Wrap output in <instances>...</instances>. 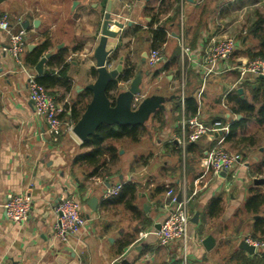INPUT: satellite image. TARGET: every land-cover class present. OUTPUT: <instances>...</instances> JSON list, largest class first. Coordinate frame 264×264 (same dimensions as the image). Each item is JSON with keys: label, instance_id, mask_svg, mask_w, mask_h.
<instances>
[{"label": "crops", "instance_id": "crops-1", "mask_svg": "<svg viewBox=\"0 0 264 264\" xmlns=\"http://www.w3.org/2000/svg\"><path fill=\"white\" fill-rule=\"evenodd\" d=\"M160 1L0 0V16H8L14 33L21 30L25 32L27 45L21 56L20 67L6 51V34L0 32L1 264H54L55 261L59 264H183L180 244L159 247L152 234L156 230L155 226L167 214L164 208L166 190L172 188L178 193L182 179L178 149L171 142L172 137L178 133V97L174 93H168L166 97L165 93H159L162 92L159 89L155 93H148L142 86L143 79L161 76L155 75L156 71L151 73L152 69L147 66L146 61L145 64L142 63L143 48L151 50L148 33L151 19L147 10L156 9ZM198 1L191 4L185 0L183 11L186 43L197 58H200L211 39L226 37L229 32V28L223 26L217 16L233 6L241 7L244 4L235 2L232 5L233 2H229L223 9L225 3L217 1L213 11H209L214 13L203 19ZM108 2L111 3V22L121 23L124 27L118 31L116 38L107 40V50H112L109 58L113 53L117 57L110 62V68L105 67L106 70L115 69L122 59V68L124 64H129L133 66L136 75L141 73L139 101L131 110H137L147 98L160 97L164 101L142 124L146 126L147 133L155 135V150L146 146L144 152V147H141L143 142L133 144L125 141L119 146V160L112 167L114 173L104 179H97L88 178L83 167L74 163L79 155L88 152L87 148L80 147L82 143L78 139L66 133L59 141L61 131L50 136L44 122L35 118L28 98L27 76H38L34 71L35 66L30 68L25 61L31 51L43 42L49 44V49L42 57L66 51V63L69 65L67 74L73 88L60 103L72 102L77 94L87 90L97 79L93 51L100 37ZM171 14L172 10H169L160 15L158 23L152 26L155 29L166 24L167 28V42L160 49L162 61L159 69L166 62L175 59V65L164 70L169 75L167 80L176 81V76L184 73L185 80L187 79L186 96L196 97L201 86V75L194 64L187 63L182 70L175 37L178 25L167 22ZM200 17L203 19L202 24H199ZM25 21L28 22L26 30L21 27ZM33 22H37L36 28ZM136 28L141 31L135 32ZM110 29L116 31L113 25ZM240 36L231 37L239 43L238 49H258L256 40H241ZM32 46L33 49H30ZM249 60L246 55H240L229 64L236 65ZM47 61L43 64L42 74L47 71ZM129 83L130 81L119 83L115 96L125 92ZM262 83L264 80L252 75L239 80V74L235 70L210 74L200 97V115L206 121H235L238 116L229 111L227 96L235 92L241 99L245 97L250 101L249 89ZM232 88L235 90H231ZM239 89L242 90L241 95L237 93ZM228 90L229 94L224 97ZM58 92L63 93L61 89ZM157 112H161V121L153 119ZM220 137V134L202 137L188 151L185 177L187 196L191 197L193 192L196 193L188 203L190 222L186 264H245L243 260L254 262L255 259L260 262L255 264H264V248L258 249L253 255L238 249V244L246 236L264 241V234L255 231L254 226L259 218H264V211L260 215H249L244 210V205L251 196L250 191L264 190V184H254V180L264 178L249 175L251 163L261 158L264 149L259 143V146L249 150L246 157L241 155L242 163L236 167L235 177L215 176L211 172H205L201 161L205 152L213 148ZM128 146L137 148L130 154ZM222 147L236 153L224 141ZM196 179L197 188L194 186ZM117 183L135 185L132 199L129 195L121 197L122 190L115 197L103 199L105 190ZM9 192L26 194L31 199L30 215L23 224L10 223L4 217L1 205ZM61 195L80 202L81 214L86 221L81 232L66 241L56 238L52 230L55 217L53 209ZM91 198L97 199L94 212L87 205ZM217 200L220 212L211 215L210 207ZM126 203H130L134 211L127 208ZM195 216L196 221L192 222ZM143 234L146 236H141ZM208 237L213 239V243L206 249L203 242ZM132 238L134 239L130 245L121 248V243Z\"/></svg>", "mask_w": 264, "mask_h": 264}, {"label": "built area", "instance_id": "built-area-1", "mask_svg": "<svg viewBox=\"0 0 264 264\" xmlns=\"http://www.w3.org/2000/svg\"><path fill=\"white\" fill-rule=\"evenodd\" d=\"M184 4L185 0H179V17L178 27L175 33L179 49V60L182 70L185 64H194L201 75V86L196 94L197 109L194 115L187 116L185 108V95L183 86L179 94L180 112L177 120V135L172 137L173 142L181 156L182 162V179L181 189L176 193L172 188H168L165 192L164 208L167 212L166 216L159 223V228L152 232L155 237L156 244L159 247H169L173 244H180L182 263L187 262V248L189 242V222L190 216L188 212V203L192 196H187L186 176L184 169L188 155V147L202 137L214 136L220 134L216 145L208 152L201 161L205 172H211L215 176H219L223 171L225 176L235 177V169L242 163V158L236 153L229 152L222 147V143L229 132V125L232 120L222 122L219 120L206 121L199 112L200 97L205 89L207 78L215 72L226 73L235 70L239 74V80L252 75L255 77L264 76V59L255 58L246 62H240L236 65L229 64V60L233 52L239 47V43L230 37H222L211 39L208 42L204 54L199 58L192 52L186 43L185 27H184ZM0 32L6 34L8 45L6 51L21 67V56L23 55L27 45L25 41V32L19 31L14 33L8 21V16L2 14L0 16ZM162 61L161 50H150L147 53L146 64L150 69H157ZM106 68H110L107 61ZM182 76V73H181ZM128 83V82H127ZM231 90H235L232 88ZM28 98L32 105V111L36 119L42 120L47 128V133L52 136L58 134L61 129L68 133L71 137L77 139L73 134V124H65L60 118L64 112L67 103H59L55 98L47 92L42 86L36 82V76L28 74L27 76ZM229 90L224 93V97L229 94ZM138 95L133 97L131 108H135L138 103ZM198 179L194 181L197 188ZM122 183H117L107 188L103 194V199L115 197L119 194ZM180 195L178 201L177 196ZM4 217L13 224L25 223L31 211V199L26 194L7 193L4 196L1 205ZM54 222L52 224L53 234L56 238L66 241L69 237L78 235L84 228L86 221L81 214V205L78 200L61 195L54 206ZM143 237L146 234L141 235ZM244 242L252 246L255 251L264 248V241L254 240L251 237L244 238ZM1 264V260H0Z\"/></svg>", "mask_w": 264, "mask_h": 264}, {"label": "trees", "instance_id": "trees-1", "mask_svg": "<svg viewBox=\"0 0 264 264\" xmlns=\"http://www.w3.org/2000/svg\"><path fill=\"white\" fill-rule=\"evenodd\" d=\"M247 0H237L239 4H243ZM172 10V14L167 22L176 23L178 25L179 17V0H161L158 7L155 9L147 10V15L151 21L149 23L148 33L150 35V49L160 50L167 42V28L166 24L159 25L157 28L152 29L155 23H158L159 17L162 14ZM203 14V13H202ZM256 20L252 22L245 34L240 36V39H254L258 43V49L256 51L240 50L236 49L229 63L240 55H246L250 60L255 58L264 59V17L261 15H255ZM203 19L200 17L199 24H202ZM141 31L139 28L135 29V32ZM136 35V34H135ZM49 49L47 42L41 43L36 49L31 51L30 56L26 59L25 64L30 68H33L39 59ZM77 49H75L76 51ZM66 51H59L55 55L51 56L47 61V71L41 76L36 77V82L42 86L49 95L53 96L57 102H62L64 96L72 92L73 83L67 74L68 63ZM116 53L108 59V62L116 60ZM175 65V59H171L166 62L161 70H157L155 75L160 71L167 70L169 67ZM56 71V72H55ZM95 76V71L93 70ZM136 76L133 66L124 64L123 68L115 80L108 83L106 88V96L112 102L115 95L118 93L119 83H126L131 81ZM62 90L60 94L58 90ZM250 101L245 97L240 98L235 92L227 96L228 109L232 114L241 116L240 119H235L229 125L228 135L225 137V144L229 145V148L236 150V154L247 156L250 149L259 146L264 149V83L259 86H255L254 89H249ZM91 98V92L84 90L77 94L72 102L65 105L64 112L60 115V118L65 124H75L82 113L85 110L87 103ZM179 102V97L177 98ZM185 108L187 115H193L196 112L197 100L195 96L185 95ZM161 112H157L153 115V119L161 121ZM249 123H253L256 128L252 134H247ZM161 125V122H159ZM146 126L144 125H101L88 140L80 145L81 148H87L88 152L79 155L74 163L83 167V170L87 172L88 178L104 179L114 173L112 167L116 165L119 160V146L128 141L136 144L141 141L148 133ZM67 135L63 129H61L60 140L62 136ZM188 147L190 152V148ZM188 152V153H189ZM241 156V158H242ZM251 177H264V150H262L261 158L256 162L251 163V170L249 172ZM122 190V191H121ZM120 196L129 195L132 199L135 193V185L131 183L122 184ZM251 196L244 205V210L249 215H260L264 211V190L255 189L250 191ZM218 200L210 207V214H218L220 207L218 206ZM127 208L134 211V208L130 203H126ZM255 231H259L264 234V218H259L255 223ZM252 239L255 237L251 236ZM134 238L121 243V248L126 247L132 243ZM245 264L260 263L255 259L254 262H247L243 260Z\"/></svg>", "mask_w": 264, "mask_h": 264}, {"label": "water", "instance_id": "water-1", "mask_svg": "<svg viewBox=\"0 0 264 264\" xmlns=\"http://www.w3.org/2000/svg\"><path fill=\"white\" fill-rule=\"evenodd\" d=\"M186 2L193 4L195 0H186ZM110 7L111 3L108 2L102 22L100 37L93 51V59L95 61V68L98 74L97 79L93 85H90L86 88L91 92V98L87 103L84 112L73 126L72 132L81 143L86 142L90 136L94 135L95 131L101 125H142L148 118L149 114L156 108H159L160 103L164 101L163 98L160 97L147 98L143 100L137 110H131L133 97L139 95L140 93L139 85L142 78L141 73H138L129 83L128 89L125 92L115 96L112 102L106 96V88L108 83L112 80H115L122 70V59L119 60V64L115 69L111 71L106 70L105 64L109 59L110 53L112 52L110 49L107 50V40L116 38L124 27L121 23L111 22L109 15ZM111 25L116 27L117 31L111 30ZM27 26V21L21 24V27L24 30H26ZM33 26L36 28L37 22H33ZM127 26H130V24ZM30 49H33V46ZM50 57L51 54H45L37 62L34 67V71L36 72L37 76L42 74L43 64ZM146 57L147 53H143V64H145ZM258 78L260 80H264V76H259ZM237 93L241 95L242 90L239 89ZM237 118L240 119L241 116H238ZM220 175L224 176L225 172L223 171ZM254 184H264V179H256L254 180ZM177 199L179 201L180 195L177 196ZM87 205L89 206L90 210L94 212L97 207V199H89ZM195 221L196 216L192 222ZM155 228L157 230L159 228V224H157ZM211 243H213V239L208 237L206 240H204L203 245L206 249H209V247H211ZM238 249L247 253L248 255H253L255 253V249L252 246L246 244L244 240L238 244ZM71 257L73 258L74 256L72 255ZM65 261L67 263V260ZM54 264H59V262L55 261Z\"/></svg>", "mask_w": 264, "mask_h": 264}, {"label": "rangeland", "instance_id": "rangeland-1", "mask_svg": "<svg viewBox=\"0 0 264 264\" xmlns=\"http://www.w3.org/2000/svg\"><path fill=\"white\" fill-rule=\"evenodd\" d=\"M217 1L225 3L224 6L222 7L223 9L225 8L226 5L229 4V2H233L232 5H234L236 2V1H232V0H199L198 3H199V7L202 8L203 19L207 18L210 13H214V12L209 13V11H213L212 8H213V6H215V3ZM243 4L244 5H242L241 7H237V5L233 6L232 8H229L228 10L223 11V13H220L217 16L218 19L220 18L222 25L229 28V32H228L226 37L231 38L232 36H234L235 38H237L240 35L243 36L245 34V31L247 30L248 26L256 20V18H255L256 14L264 17V0H247ZM184 25H185V21H184ZM115 29L117 31L116 27H115ZM148 51L149 50L146 48H143V50H142L143 53H147ZM158 69H159V67L157 69L150 70V72L151 73L155 72ZM158 75H161V76L159 78H156V79H151L150 77L143 79V85L142 86H143V89H145V91H147L148 93L153 91L152 93H155L159 89L160 91L162 90V92H159V93H165L166 97H168V95H167L168 93H174L177 97H179V94L181 92V87L183 86V93H184V95H186L185 85L187 83V79L185 80L184 73L182 76L177 75L176 81L174 80L172 82L167 80V76H169V75L165 71L158 72L157 76ZM174 79H175V74H174ZM205 86H206V84H205ZM254 130H255L254 125H252V123L249 124L247 134H252L254 132ZM140 142H143L141 147L142 146L144 147L143 148L144 152L146 150L145 149L146 146H148L149 148H152L153 150H155V148H156V146H154V144L156 142L155 135H151L148 133L143 139H141ZM127 148H128L127 149L128 153H130L131 151L135 150L137 147L133 146V148H132L131 146H128ZM177 155H179V159H180L179 166L181 169V177H182V174H183L182 166L183 165L181 162L180 153L178 151H177ZM122 163H123V161H122ZM186 166H187V162H186ZM186 166L184 169L185 176L187 173ZM262 178H264V177H262ZM174 191L176 192L177 190H174ZM246 237H248V236H246Z\"/></svg>", "mask_w": 264, "mask_h": 264}]
</instances>
